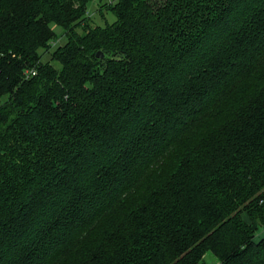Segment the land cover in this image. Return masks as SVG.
<instances>
[{"label": "trees", "instance_id": "16d2710c", "mask_svg": "<svg viewBox=\"0 0 264 264\" xmlns=\"http://www.w3.org/2000/svg\"><path fill=\"white\" fill-rule=\"evenodd\" d=\"M90 1L0 0V264H264V0Z\"/></svg>", "mask_w": 264, "mask_h": 264}, {"label": "rangeland", "instance_id": "374dc122", "mask_svg": "<svg viewBox=\"0 0 264 264\" xmlns=\"http://www.w3.org/2000/svg\"><path fill=\"white\" fill-rule=\"evenodd\" d=\"M115 0H91L88 3L87 6V21L91 22V24H98V25H104L105 22H112L115 19L114 14L108 9V6L111 2H114ZM55 37L50 41V49H41L40 50V56L41 61L45 62L50 58V51H52L55 47L58 45H63L66 41V37L64 35V30L59 25L53 26ZM81 32V28L77 29ZM55 66H59V64L56 61H53ZM264 236V230L262 228H259L258 231L255 233V239H260ZM198 262H203L207 264H214L215 259L209 255H204ZM195 263V264H196Z\"/></svg>", "mask_w": 264, "mask_h": 264}, {"label": "built area", "instance_id": "2783aa9c", "mask_svg": "<svg viewBox=\"0 0 264 264\" xmlns=\"http://www.w3.org/2000/svg\"><path fill=\"white\" fill-rule=\"evenodd\" d=\"M196 264H205V263H203V262H198V263H196Z\"/></svg>", "mask_w": 264, "mask_h": 264}, {"label": "water", "instance_id": "95a60500", "mask_svg": "<svg viewBox=\"0 0 264 264\" xmlns=\"http://www.w3.org/2000/svg\"><path fill=\"white\" fill-rule=\"evenodd\" d=\"M98 55H101V53H98Z\"/></svg>", "mask_w": 264, "mask_h": 264}, {"label": "crops", "instance_id": "0c3cea01", "mask_svg": "<svg viewBox=\"0 0 264 264\" xmlns=\"http://www.w3.org/2000/svg\"><path fill=\"white\" fill-rule=\"evenodd\" d=\"M214 264H216V262Z\"/></svg>", "mask_w": 264, "mask_h": 264}]
</instances>
